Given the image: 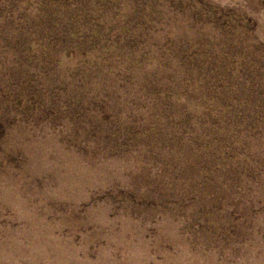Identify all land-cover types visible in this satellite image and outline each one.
<instances>
[{
	"label": "rangeland",
	"instance_id": "374dc122",
	"mask_svg": "<svg viewBox=\"0 0 264 264\" xmlns=\"http://www.w3.org/2000/svg\"><path fill=\"white\" fill-rule=\"evenodd\" d=\"M0 264H264V0H0Z\"/></svg>",
	"mask_w": 264,
	"mask_h": 264
}]
</instances>
